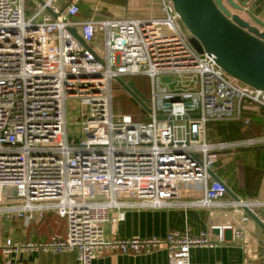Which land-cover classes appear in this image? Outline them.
<instances>
[{"label": "built area", "instance_id": "built-area-1", "mask_svg": "<svg viewBox=\"0 0 264 264\" xmlns=\"http://www.w3.org/2000/svg\"><path fill=\"white\" fill-rule=\"evenodd\" d=\"M42 0L26 14V0H0V232L14 215L43 219L52 211L67 221L65 237L1 244L15 250L77 252L78 264H93L106 252L151 253L165 249L168 264H192L193 247H215L203 231H170L165 237L108 238L104 224L117 210L246 208L261 220L264 199L224 200L223 181L212 177L218 154L264 145V133L209 140L212 121L241 120L264 111V90L228 74L216 56L200 52L172 0H159L161 15L74 21L78 0L65 8ZM76 28L88 46L70 28ZM101 39V40H100ZM102 45L100 46V42ZM150 80L149 120L113 109L118 77ZM169 80H166V77ZM80 108L83 137L68 138L67 105Z\"/></svg>", "mask_w": 264, "mask_h": 264}, {"label": "crops", "instance_id": "crops-1", "mask_svg": "<svg viewBox=\"0 0 264 264\" xmlns=\"http://www.w3.org/2000/svg\"><path fill=\"white\" fill-rule=\"evenodd\" d=\"M71 0H59L60 7L65 8ZM237 3L253 9L257 18L264 21V0H235ZM40 0H26V14L31 15ZM129 0H78L79 13L71 17L74 21L91 18H121L129 16L125 6ZM120 6L122 11H116ZM153 15V14H152ZM249 113L254 119L248 136L264 133V111L258 107ZM230 128V127H229ZM241 131V130H240ZM222 132V133H221ZM230 128L220 131L217 140L238 139L243 131ZM246 137V136H244ZM242 148L218 154L215 173L232 192L241 198L264 199V148ZM236 199L229 193L224 200ZM122 221L115 220L117 210H113L110 220L104 224L105 236L128 237H165L170 231L196 236L205 231L212 240L219 239L217 231H212L215 224H232L235 229H242V236L237 237L232 229L225 230V239L215 247L199 246L191 250L192 264H264V230L252 218L244 223L238 211L225 207H184L152 209H126ZM264 221V207L258 210ZM6 223V224H5ZM5 228L0 232V242L8 239L13 243L49 241L53 238L65 237L67 221L56 213L49 211L43 219H34L27 225L24 218L14 215L4 221ZM6 226L8 230H6ZM77 252H49L38 250L14 251L9 256L4 254L0 246V264H78ZM93 264H168L165 249H157L151 253L123 254L106 252L94 259Z\"/></svg>", "mask_w": 264, "mask_h": 264}, {"label": "water", "instance_id": "water-1", "mask_svg": "<svg viewBox=\"0 0 264 264\" xmlns=\"http://www.w3.org/2000/svg\"><path fill=\"white\" fill-rule=\"evenodd\" d=\"M182 23L192 34L191 42L200 52L216 56L217 63L231 76L264 90V21L254 10L235 0H172ZM42 3V0H40ZM75 37L88 46L76 28H70ZM169 80V77H166ZM117 82L144 109L150 112L148 99L136 86L134 79L118 77ZM260 148H264L262 145ZM212 177L222 182L212 170ZM227 193L238 198L223 183ZM246 212L264 230V221L251 209Z\"/></svg>", "mask_w": 264, "mask_h": 264}, {"label": "rangeland", "instance_id": "rangeland-1", "mask_svg": "<svg viewBox=\"0 0 264 264\" xmlns=\"http://www.w3.org/2000/svg\"><path fill=\"white\" fill-rule=\"evenodd\" d=\"M124 8L129 16L147 17L153 15H161V4L159 3V0H129V4ZM115 10L122 11V8L118 6L115 8ZM99 42L101 46L103 42ZM134 79L138 88L141 89V93L143 94V96H149V78L147 76L139 75L134 77ZM113 91L115 93L113 109L116 114H130L135 120H149L148 111L144 109L143 106L139 102H137L118 82L113 85ZM67 117L68 138L70 142L80 141V139L83 137V126L80 125L79 121L80 108L78 104H76L72 99L69 100L67 105ZM237 122V120L210 122L208 124V139H219L220 131L222 129L232 126H238L239 123ZM241 123H243V121ZM3 226L5 228V225ZM8 227L6 226V230H8Z\"/></svg>", "mask_w": 264, "mask_h": 264}, {"label": "trees", "instance_id": "trees-1", "mask_svg": "<svg viewBox=\"0 0 264 264\" xmlns=\"http://www.w3.org/2000/svg\"><path fill=\"white\" fill-rule=\"evenodd\" d=\"M79 13V12H78ZM134 79V78H133ZM135 80V79H134ZM136 83V82H135ZM137 86V85H136ZM138 87V86H137ZM140 91H141V89L140 88H138ZM245 117H248L249 118V123L248 124H246L245 123V121H244V119H242V120H239L237 123H239V125L238 126H232V127H230L231 129H233V130H235V131H237V132H240V134L242 135V133H241V131H243V137L244 136H248V135H250L251 134V132H250V130L248 131V134H247V130L250 128V126H252V124H253V121H254V119L252 118V116L250 115V114H247L246 116H244V118ZM243 121V123H241ZM230 128H227V130H230ZM241 130V131H240ZM259 134H261V133H259Z\"/></svg>", "mask_w": 264, "mask_h": 264}]
</instances>
